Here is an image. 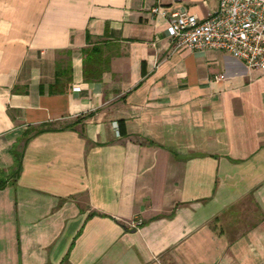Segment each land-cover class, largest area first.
<instances>
[{"label": "crops", "instance_id": "1", "mask_svg": "<svg viewBox=\"0 0 264 264\" xmlns=\"http://www.w3.org/2000/svg\"><path fill=\"white\" fill-rule=\"evenodd\" d=\"M218 3L0 0V264H264V70L151 10Z\"/></svg>", "mask_w": 264, "mask_h": 264}, {"label": "built area", "instance_id": "2", "mask_svg": "<svg viewBox=\"0 0 264 264\" xmlns=\"http://www.w3.org/2000/svg\"><path fill=\"white\" fill-rule=\"evenodd\" d=\"M217 7L205 18L185 8L155 5L151 10L167 17L174 49L214 48L239 58L252 70H264V0H219ZM140 224L141 220L135 226Z\"/></svg>", "mask_w": 264, "mask_h": 264}, {"label": "trees", "instance_id": "3", "mask_svg": "<svg viewBox=\"0 0 264 264\" xmlns=\"http://www.w3.org/2000/svg\"><path fill=\"white\" fill-rule=\"evenodd\" d=\"M84 54L86 55L84 59L85 78L90 82L100 79L110 59L103 54V50L98 45L84 49ZM20 167L21 162H19L18 169Z\"/></svg>", "mask_w": 264, "mask_h": 264}]
</instances>
